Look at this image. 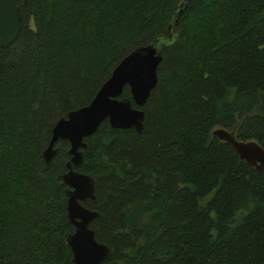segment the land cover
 <instances>
[{
    "label": "trees",
    "instance_id": "trees-1",
    "mask_svg": "<svg viewBox=\"0 0 264 264\" xmlns=\"http://www.w3.org/2000/svg\"><path fill=\"white\" fill-rule=\"evenodd\" d=\"M14 0L0 46V264H71L66 141L52 125L86 105L117 62L161 43L142 130L106 121L73 168L94 181L89 227L102 264H264V171L212 136L264 152V0ZM120 99H130L123 88ZM133 108V104H131Z\"/></svg>",
    "mask_w": 264,
    "mask_h": 264
},
{
    "label": "water",
    "instance_id": "water-1",
    "mask_svg": "<svg viewBox=\"0 0 264 264\" xmlns=\"http://www.w3.org/2000/svg\"><path fill=\"white\" fill-rule=\"evenodd\" d=\"M189 2L181 0L174 7L175 15L168 30L176 27L177 19ZM19 30L20 18L14 0H0V46L8 47ZM161 46V43L151 42L130 51L112 68L86 105L67 112L50 129L47 145L41 152L45 166L53 158V146L58 141H66L68 145L66 172L56 180L66 187V218L73 232L66 237L65 245L71 254V264H102L109 253L106 245L95 240L94 232L89 227L98 213L81 205L94 200V181L90 176L73 170L82 163V151L86 149L83 139L94 134L103 121L111 129H132L136 134L141 132L144 118L141 108L157 83L156 68L161 60ZM124 87L128 89L129 100L119 98ZM211 134L219 141L228 143L240 160L256 171H264V152L256 142L237 141L233 132L220 128L214 129Z\"/></svg>",
    "mask_w": 264,
    "mask_h": 264
},
{
    "label": "bare ground",
    "instance_id": "bare-ground-1",
    "mask_svg": "<svg viewBox=\"0 0 264 264\" xmlns=\"http://www.w3.org/2000/svg\"><path fill=\"white\" fill-rule=\"evenodd\" d=\"M16 39V38H15ZM13 42V41H12ZM148 99V98H147ZM147 99H146V101H147Z\"/></svg>",
    "mask_w": 264,
    "mask_h": 264
}]
</instances>
